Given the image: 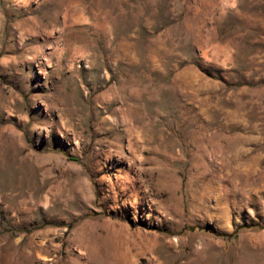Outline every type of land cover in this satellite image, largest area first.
<instances>
[{"label":"rangeland","instance_id":"obj_1","mask_svg":"<svg viewBox=\"0 0 264 264\" xmlns=\"http://www.w3.org/2000/svg\"><path fill=\"white\" fill-rule=\"evenodd\" d=\"M0 264H264V0H0Z\"/></svg>","mask_w":264,"mask_h":264}]
</instances>
